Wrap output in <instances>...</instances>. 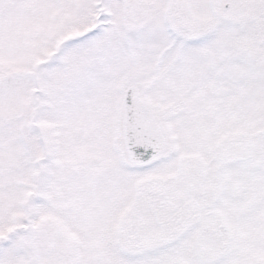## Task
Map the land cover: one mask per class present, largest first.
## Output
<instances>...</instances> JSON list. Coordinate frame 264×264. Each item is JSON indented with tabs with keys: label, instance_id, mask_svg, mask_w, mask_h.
Returning <instances> with one entry per match:
<instances>
[{
	"label": "snow or ice",
	"instance_id": "snow-or-ice-1",
	"mask_svg": "<svg viewBox=\"0 0 264 264\" xmlns=\"http://www.w3.org/2000/svg\"><path fill=\"white\" fill-rule=\"evenodd\" d=\"M0 264H264V0H0Z\"/></svg>",
	"mask_w": 264,
	"mask_h": 264
}]
</instances>
